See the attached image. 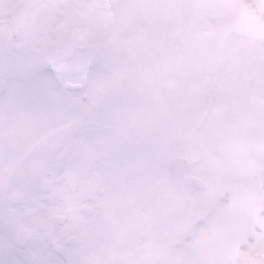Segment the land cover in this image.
I'll list each match as a JSON object with an SVG mask.
<instances>
[{"label": "snow or ice", "instance_id": "1", "mask_svg": "<svg viewBox=\"0 0 264 264\" xmlns=\"http://www.w3.org/2000/svg\"><path fill=\"white\" fill-rule=\"evenodd\" d=\"M0 264H264V0H0Z\"/></svg>", "mask_w": 264, "mask_h": 264}]
</instances>
